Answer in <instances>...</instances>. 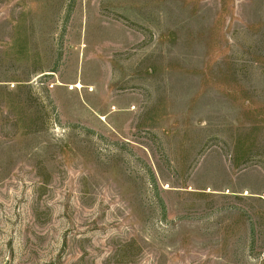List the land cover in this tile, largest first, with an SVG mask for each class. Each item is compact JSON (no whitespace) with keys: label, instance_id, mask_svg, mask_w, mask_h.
I'll use <instances>...</instances> for the list:
<instances>
[{"label":"rangeland","instance_id":"1","mask_svg":"<svg viewBox=\"0 0 264 264\" xmlns=\"http://www.w3.org/2000/svg\"><path fill=\"white\" fill-rule=\"evenodd\" d=\"M0 264H264V0H0Z\"/></svg>","mask_w":264,"mask_h":264}]
</instances>
